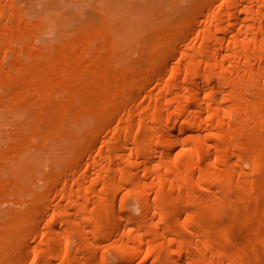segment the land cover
<instances>
[{
	"label": "bare ground",
	"instance_id": "1",
	"mask_svg": "<svg viewBox=\"0 0 264 264\" xmlns=\"http://www.w3.org/2000/svg\"><path fill=\"white\" fill-rule=\"evenodd\" d=\"M103 1L0 0V264H264V0Z\"/></svg>",
	"mask_w": 264,
	"mask_h": 264
},
{
	"label": "rangeland",
	"instance_id": "2",
	"mask_svg": "<svg viewBox=\"0 0 264 264\" xmlns=\"http://www.w3.org/2000/svg\"><path fill=\"white\" fill-rule=\"evenodd\" d=\"M127 1H129L131 3H134L137 0H127ZM146 1H149L148 5L150 6L151 9L152 8L154 9L155 6H157L158 4L161 5L163 2L167 3V2H170L171 0L170 1H168V0H139L140 4H143ZM161 1H163V2H161ZM184 1L181 2L182 5H185ZM57 2H59V5H61L60 8L58 7V9H47V11H46L47 20H48L47 21L48 22V28L46 30L47 32H48V30L52 31L53 25L56 22V20H58V18H60L62 20V19H65L67 17L71 18V17H74V16L75 17L80 16V15H81V17L82 16L84 17V15H87V14L88 15L90 14L91 16H93L92 15L93 13L97 14L96 10L98 11V9H96V8H99L98 4L104 5V3H105V1H103V0H82V1H79V2H70L69 4L65 3V2H62V0H57ZM95 4H96V6H95ZM155 4H157V5H155ZM39 6H41V5H38V8H41ZM36 7H37V5H35V8ZM38 8H36V9H38ZM111 9H113L115 11V15H116V19H117L116 22H117V24H118V26L120 28V31H126V30H129V29H132V30L135 29L136 30L138 28H140L139 30H141L142 27H140V26L142 25V22L146 21V14H142L140 16H137L134 19H131L130 16L127 13H124V12H121L119 10H116L112 6H111ZM88 15H87V17H88ZM144 27H146V29L143 28V31L141 32L142 33L141 36L143 38H144L143 35H145V37H147V35L149 33L148 34H146V33L150 32L151 29H153V28H151L152 26H150L149 28L147 26H144ZM63 28H65V27H63ZM148 29H150V30H148ZM47 32H46V34H47ZM46 34H45V36H46ZM138 34H140V33H138ZM47 36L49 38L50 37L51 38L54 37L52 32L51 33L48 32ZM1 114H3V113H1ZM5 114H4V116L1 115V117L2 116L3 117L1 118L0 121H4L5 118L6 119L8 118V117H5ZM9 114H6V116L9 115ZM9 129H10V125L3 124V123L0 125V145L4 142L3 137L7 136L9 134V131H8ZM48 147L49 146L46 145V144L43 145L44 149H48Z\"/></svg>",
	"mask_w": 264,
	"mask_h": 264
}]
</instances>
